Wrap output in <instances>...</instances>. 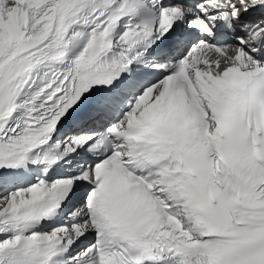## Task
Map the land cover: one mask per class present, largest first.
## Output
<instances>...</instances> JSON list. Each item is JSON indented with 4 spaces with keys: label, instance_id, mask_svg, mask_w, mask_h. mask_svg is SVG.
Returning <instances> with one entry per match:
<instances>
[{
    "label": "snow or ice",
    "instance_id": "1",
    "mask_svg": "<svg viewBox=\"0 0 264 264\" xmlns=\"http://www.w3.org/2000/svg\"><path fill=\"white\" fill-rule=\"evenodd\" d=\"M0 264H264V0H0Z\"/></svg>",
    "mask_w": 264,
    "mask_h": 264
}]
</instances>
